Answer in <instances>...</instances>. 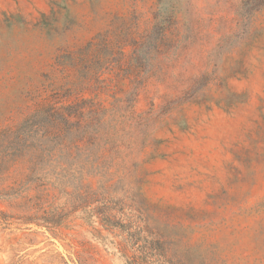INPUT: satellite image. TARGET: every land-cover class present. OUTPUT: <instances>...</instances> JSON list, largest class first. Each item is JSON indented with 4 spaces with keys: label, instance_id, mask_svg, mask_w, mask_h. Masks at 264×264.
Instances as JSON below:
<instances>
[{
    "label": "rangeland",
    "instance_id": "rangeland-1",
    "mask_svg": "<svg viewBox=\"0 0 264 264\" xmlns=\"http://www.w3.org/2000/svg\"><path fill=\"white\" fill-rule=\"evenodd\" d=\"M256 5L0 0V264H264Z\"/></svg>",
    "mask_w": 264,
    "mask_h": 264
},
{
    "label": "trees",
    "instance_id": "trees-1",
    "mask_svg": "<svg viewBox=\"0 0 264 264\" xmlns=\"http://www.w3.org/2000/svg\"><path fill=\"white\" fill-rule=\"evenodd\" d=\"M253 2L255 4H257L256 6V9L257 10H261L264 8V0H253ZM45 140L47 139L48 140V137L47 135H44L43 137ZM35 141V137H27V138H23V139H20V143H18V147L15 149L16 150V154L14 155V158H20L21 155V152L22 150L24 149L25 145H27L28 142H34ZM4 160V157H0V161ZM131 264H144L143 262L140 263V261H137L135 263H131Z\"/></svg>",
    "mask_w": 264,
    "mask_h": 264
}]
</instances>
